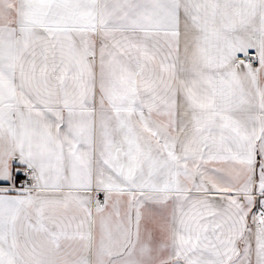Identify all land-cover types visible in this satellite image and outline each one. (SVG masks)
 <instances>
[{
    "label": "snow or ice",
    "instance_id": "snow-or-ice-1",
    "mask_svg": "<svg viewBox=\"0 0 264 264\" xmlns=\"http://www.w3.org/2000/svg\"><path fill=\"white\" fill-rule=\"evenodd\" d=\"M0 264H264V0H0Z\"/></svg>",
    "mask_w": 264,
    "mask_h": 264
}]
</instances>
